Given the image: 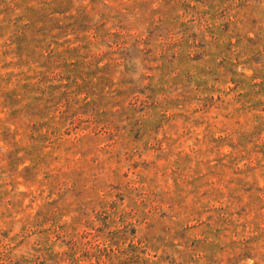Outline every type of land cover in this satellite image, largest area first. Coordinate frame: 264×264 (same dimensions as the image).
Returning <instances> with one entry per match:
<instances>
[{
	"label": "rangeland",
	"instance_id": "obj_1",
	"mask_svg": "<svg viewBox=\"0 0 264 264\" xmlns=\"http://www.w3.org/2000/svg\"><path fill=\"white\" fill-rule=\"evenodd\" d=\"M0 264H264V0H0Z\"/></svg>",
	"mask_w": 264,
	"mask_h": 264
}]
</instances>
